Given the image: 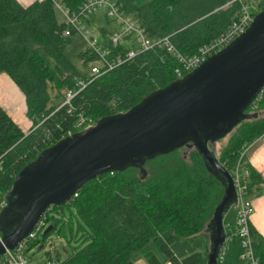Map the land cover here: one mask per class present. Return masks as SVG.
Listing matches in <instances>:
<instances>
[{"label":"trees","instance_id":"trees-1","mask_svg":"<svg viewBox=\"0 0 264 264\" xmlns=\"http://www.w3.org/2000/svg\"><path fill=\"white\" fill-rule=\"evenodd\" d=\"M55 1L76 10L85 0ZM115 1L151 38L168 36L188 56L222 35L240 13L238 0ZM250 1L256 8L254 18L264 9V0ZM57 11L53 0H35L28 6L0 0V73H6L23 92L33 122L32 129L24 132L0 105V192L6 204L17 174L44 149L86 124L127 112L151 93L181 79L174 74L177 59L164 49H153L90 80L69 104H63L66 92L77 91L79 81H88V73L67 53L76 33L63 35L67 24L57 18ZM99 17L91 15L86 25ZM106 24L97 30L109 60L136 48L130 43L113 46ZM77 58L82 66L98 61L89 47L79 51ZM49 89L56 91L54 100ZM251 104L245 111L250 117L226 135L231 134L217 156L229 172L243 145L264 134V89L257 109ZM81 119L84 126L77 127ZM221 139L208 143L216 155L213 146ZM182 148L192 149L188 158L180 155ZM244 165L249 170L248 192H260V174ZM223 192L220 181L188 143L147 160L141 168L128 167L90 179L65 203L45 212L42 228L27 250L39 243L43 246L55 234L65 244L61 250L47 252L45 264H133L138 259L148 264H207L209 238L204 232ZM235 217L236 204H232L223 219L225 256L218 264H242ZM48 226L50 230L42 233ZM250 231L257 264H264V239L254 228Z\"/></svg>","mask_w":264,"mask_h":264},{"label":"water","instance_id":"water-1","mask_svg":"<svg viewBox=\"0 0 264 264\" xmlns=\"http://www.w3.org/2000/svg\"><path fill=\"white\" fill-rule=\"evenodd\" d=\"M263 89L264 9L244 33L183 78L127 112L67 135L26 165L15 177L0 212V254L14 249L48 209L65 203L90 179L141 168L147 160L191 143L224 190L205 229L207 264H218L226 238L223 219L237 196L231 173L208 143L249 118L245 111Z\"/></svg>","mask_w":264,"mask_h":264},{"label":"built area","instance_id":"built-area-1","mask_svg":"<svg viewBox=\"0 0 264 264\" xmlns=\"http://www.w3.org/2000/svg\"><path fill=\"white\" fill-rule=\"evenodd\" d=\"M53 1L67 24V27L63 31V35L68 37L71 36L72 31H75V33L86 42L87 47L95 51L98 55L97 64L90 66L88 81H79L77 84V91L68 90L65 94L63 104H69L71 99L83 89L90 80L98 78L102 74L115 69L117 66L132 60L140 52L153 49H164L169 54H172L179 63V66L174 70V74L176 78H182L184 74L191 72L201 65L208 57L228 46L238 36L244 33L253 21L251 1L238 0L240 2V13L237 20L232 23L229 29L210 44L200 48L198 53L188 56L179 52L168 36L157 39L151 38L146 29L142 27L131 14L125 13L115 0H85L76 10H69L61 3L55 0ZM100 13H103L109 25L107 39L113 46L130 43L136 48H130L124 55H117L114 59L109 60L107 58L109 52L99 43V35L89 30L86 25V20L91 15H100ZM262 91L252 101L251 107L254 110L257 109ZM84 123L85 120L81 119L77 127L84 126ZM89 126L92 125L86 124L85 128ZM255 142L256 140L243 145L239 158L230 172L237 196L235 225L236 235L240 241L241 252L239 256L242 264L258 263V259L254 254L250 231V218L254 212V206L252 195L248 192L247 188L249 170L245 167L243 162L246 152ZM5 204L6 202L0 192V209L3 208ZM42 225L43 221L40 219L36 223L34 230L14 249H6L4 254H0V264H28L26 256L28 245L37 238V231L42 228ZM224 256L225 246H222L218 260L222 261Z\"/></svg>","mask_w":264,"mask_h":264},{"label":"crops","instance_id":"crops-1","mask_svg":"<svg viewBox=\"0 0 264 264\" xmlns=\"http://www.w3.org/2000/svg\"><path fill=\"white\" fill-rule=\"evenodd\" d=\"M21 5L28 6L35 0H17ZM0 105L11 117V119L24 131L29 132L33 127V122L27 115V104L23 92L13 82V80L4 72L0 73ZM20 90L18 91L16 87ZM10 94L21 100V107L19 112L10 105ZM244 164H247L251 169L260 174L262 182L260 184V192L254 191L252 195V202L254 212L250 218V225L254 228L264 239V134L259 137L251 148L246 152L243 159ZM207 236L208 233L204 232ZM160 259L163 261L165 257L162 255ZM133 264H148L145 259H138ZM163 264H172L169 261Z\"/></svg>","mask_w":264,"mask_h":264},{"label":"rangeland","instance_id":"rangeland-1","mask_svg":"<svg viewBox=\"0 0 264 264\" xmlns=\"http://www.w3.org/2000/svg\"><path fill=\"white\" fill-rule=\"evenodd\" d=\"M254 7L255 6H254V3L252 1V10H253V12H256V8H254ZM57 18L60 21L64 20L62 14L59 11H57ZM105 22L106 21H105L103 13H100L99 19H94L93 24L87 25V28L89 30L95 32L96 34H99V31L97 30V28H98V26L100 24H104ZM86 47H87L86 42L84 40H82L81 37L78 34H75L72 37V43L69 45V47L67 49V53L71 56L72 61L77 65V67L81 71L89 73L91 64H88L87 66H82L81 62L77 58V53L79 51L83 50ZM2 84L3 83L0 82V86L3 88ZM15 87H16V89L18 91H20L17 88V86H15ZM49 94H50L51 100H54L56 91L53 90V89H49ZM9 96H10V101L9 102H10L11 107H14L17 110V112H19V108L21 107V100L16 98L12 94H10ZM56 100H58V102H60V101H62V98L61 99H56ZM230 135L231 134H229L225 138H223L220 141H218L217 143H215L213 148L216 151L217 155L214 153V156H216V157L220 156V150H221L222 146L228 141V138L230 137ZM191 151H192V149L182 148V149H180V155L181 156H185V158H188V156H189ZM42 233H44V231ZM41 235L42 234L38 235V237H41ZM64 244H65L64 239L57 237L55 234H51L47 238V242L43 246H41L42 243H39L37 246H35L34 248H32L30 251L27 252L26 256H27V259H28V264H45V262H46V253L47 252L53 253L55 250H61V248L64 247ZM153 249H156V248H153ZM160 255H162V254L159 253V256Z\"/></svg>","mask_w":264,"mask_h":264}]
</instances>
